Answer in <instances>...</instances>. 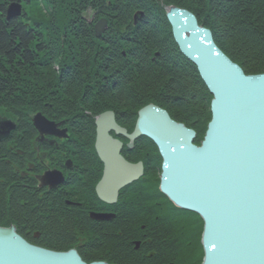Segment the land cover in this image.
<instances>
[{"label":"trees","instance_id":"1","mask_svg":"<svg viewBox=\"0 0 264 264\" xmlns=\"http://www.w3.org/2000/svg\"><path fill=\"white\" fill-rule=\"evenodd\" d=\"M13 3L22 5L23 15L9 19ZM172 6L192 12L246 75L264 74V0H0V119L18 125L10 138L0 141V227L13 226L29 243L46 249L75 248L82 254L74 234L81 224L65 223V206L35 184L31 187L35 114L57 122L77 119L66 123L80 136L72 137L70 150L87 151L93 149L95 116L122 111L128 102H140L139 108L172 103L164 98L169 93L151 87H188L186 94L177 96L187 95L188 111L195 109L194 95L202 97L208 90L175 43L166 12ZM89 11L96 20L109 21L102 39L95 37L86 18ZM138 11L146 16L134 26ZM109 87H121L116 97ZM86 136L88 143L81 144ZM203 138L202 133L197 144ZM176 224L163 222L164 246L174 244ZM177 229L180 246L201 245L195 222L180 219ZM84 243L105 249L111 241L95 238ZM194 253L183 249L181 264H202L203 255L198 259Z\"/></svg>","mask_w":264,"mask_h":264},{"label":"water","instance_id":"2","mask_svg":"<svg viewBox=\"0 0 264 264\" xmlns=\"http://www.w3.org/2000/svg\"><path fill=\"white\" fill-rule=\"evenodd\" d=\"M21 12L20 5H11L9 19ZM144 16L138 12L135 25ZM168 20L181 53L197 67L214 97L205 140L196 146L193 130L153 104L140 111L131 136L117 125L113 112L103 113L96 121L95 147L106 166L99 189L110 190L120 180L117 192L133 181L130 173L142 169L141 164L131 165L122 157V144L110 136L111 131L131 142L146 136L164 160V193L179 208L204 220L203 264H264V74L247 76L217 47L212 32L201 27L191 12L169 8ZM107 26L106 20L96 25L98 38ZM32 123L43 138H68V131L59 129L62 123L51 122L42 113L36 114ZM16 129L13 121H0V139ZM119 173L123 176L114 181ZM63 182L62 174L53 171L43 177L41 186L55 188ZM0 264L88 263L76 250L58 252L33 245L12 226L0 227Z\"/></svg>","mask_w":264,"mask_h":264},{"label":"flooded vegetation","instance_id":"3","mask_svg":"<svg viewBox=\"0 0 264 264\" xmlns=\"http://www.w3.org/2000/svg\"><path fill=\"white\" fill-rule=\"evenodd\" d=\"M120 88L109 87L115 97L120 92ZM154 88L169 93L164 98L172 103L167 104L166 107L161 104H153L166 110L177 123L195 131L194 144L200 146L197 144L198 138L203 133L205 139L211 121L210 91H204L202 97L194 95L195 109L189 112L187 95L185 97L177 96L186 94L188 87H151V89ZM189 88L195 91L201 87ZM136 89L144 92L147 87H136ZM144 100L145 98L141 102ZM139 103H125L122 111L109 110L114 113L117 125L124 129L129 136L136 129L139 113L143 107L139 108L137 112L131 110L136 108ZM101 114L95 118L93 149L88 151L70 150L72 136L66 123L77 122V119L67 120L68 122L56 121L57 123L62 122L59 129L68 131L67 139H59L52 135L43 138L39 134L31 133V187L35 184V189L41 191L42 194L53 195L58 202L65 206L62 215L65 223L72 221L78 223V226L79 223L81 224V229H77L74 234L81 241L79 250L82 254L80 256L89 264L94 262L181 264L183 249L195 251L194 254L199 259L204 254L203 245L180 246L177 225L180 219H187L190 222H195L198 230L201 229V234H203L204 220L194 212L179 208L164 193L163 172L159 166L160 152L151 139L141 136L131 142L128 138L118 135L116 131H111L110 136L122 144V157L131 165L141 164L142 169L140 172L135 170L130 173L129 176L133 181L119 188L117 192L116 189L120 181L118 179L123 176L121 173L113 178L114 181L118 180L115 187L110 190L99 189L106 173V166L101 161L95 147L97 141L96 121ZM53 171L61 173L64 182L55 188L51 185L42 187L43 177ZM59 178L57 176V180ZM96 216H109L111 219L98 221L94 218ZM164 221L177 223L172 229L173 235L177 237L172 246H164ZM95 238H109L111 243L109 246H105V249L84 243Z\"/></svg>","mask_w":264,"mask_h":264},{"label":"rangeland","instance_id":"4","mask_svg":"<svg viewBox=\"0 0 264 264\" xmlns=\"http://www.w3.org/2000/svg\"><path fill=\"white\" fill-rule=\"evenodd\" d=\"M86 18L88 19V20H92L93 18H94V13L93 12H89V13H87V15H86ZM197 88H199V87H197ZM199 94V93H198ZM147 96V95H146ZM197 96H200V94L199 95H197ZM124 109V108H123ZM139 110V107L137 106L136 108H134L133 110H131V111H133V112H137ZM94 118H96V116L94 117ZM0 120H3V119H0ZM78 122V121H77ZM77 122H74V123H77ZM89 123V119H87V121H86V124H88ZM66 127L70 130V125L69 124H66ZM85 127H86V130H89V127H88V125H85ZM71 131H73L72 130V128H71ZM70 131V132H71ZM71 136L73 137H78L79 135L78 134H76V136H75V133L74 132H72L71 133ZM80 137V136H79ZM85 143H88V140H87V136H86V138H85V140H83V141H81V144H85ZM88 150H91V147L89 146V149ZM87 150V151H88ZM161 165V162H159V166ZM161 172V171H160Z\"/></svg>","mask_w":264,"mask_h":264},{"label":"bare ground","instance_id":"5","mask_svg":"<svg viewBox=\"0 0 264 264\" xmlns=\"http://www.w3.org/2000/svg\"><path fill=\"white\" fill-rule=\"evenodd\" d=\"M200 244H202V242H200Z\"/></svg>","mask_w":264,"mask_h":264}]
</instances>
